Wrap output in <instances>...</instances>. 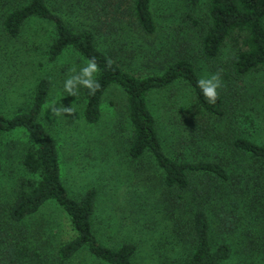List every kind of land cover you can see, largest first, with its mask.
Masks as SVG:
<instances>
[{
    "label": "rangeland",
    "instance_id": "rangeland-1",
    "mask_svg": "<svg viewBox=\"0 0 264 264\" xmlns=\"http://www.w3.org/2000/svg\"><path fill=\"white\" fill-rule=\"evenodd\" d=\"M47 1L72 29L95 28L97 47L135 75L160 73L167 63L186 57L200 78L218 74L222 83L218 89L224 97L222 116L204 113L183 81L151 94L149 105L168 155L177 160L218 159L236 180L233 187H238L232 190L229 182L205 174L192 176L187 189L168 187L149 156L132 159L128 154L132 129L122 90L110 87L103 96L99 120L86 122L87 89L80 88L76 96L63 90L70 70H79L86 60L70 48L49 58L54 31L45 19L29 18L16 37L7 36L2 18L23 0H0V112L12 115L27 109L39 79L49 78L51 87L39 119L57 145L68 193L77 198L88 188L97 191L92 229L99 241L110 247L133 242V264H178L193 248L190 220L197 206L192 197L197 195L204 200L212 242H226L232 248L230 257L220 264H264V174L257 167L264 163L236 153L230 145L231 138L237 136L264 145V73H234L232 57L241 38L227 40L213 60L203 56L201 38L207 29L208 0L196 4L152 0L156 31L151 35L134 25L126 10L111 20L108 29L104 25L98 30L99 20L91 17L89 0ZM53 103L74 111L54 119L49 108ZM29 143L23 129L0 140V264H20L11 261L7 250L20 248L21 243L28 251L26 264L32 260L41 264H106L85 248L68 260L58 257V248L74 237L75 231L54 201L45 202L21 221L9 219L8 204L21 181L29 177L21 161ZM229 218L230 226L224 228L223 219L228 222Z\"/></svg>",
    "mask_w": 264,
    "mask_h": 264
},
{
    "label": "trees",
    "instance_id": "trees-1",
    "mask_svg": "<svg viewBox=\"0 0 264 264\" xmlns=\"http://www.w3.org/2000/svg\"><path fill=\"white\" fill-rule=\"evenodd\" d=\"M190 1L196 4L199 0ZM89 2L91 17L99 20L96 25L98 30L104 25L108 29L111 20L121 17L120 14L126 10L134 20V25H138L145 34L151 35L156 31V21L151 9L152 0ZM32 17L52 23L54 38L48 47L49 58L53 59L70 48L86 61L94 58L98 64L100 73L97 78L101 88L94 96L86 91L83 108V118L86 122L96 123L99 120L105 92L110 87L117 86L126 96V114L132 129L128 154L132 159L149 156L162 171L164 184L179 190L190 187L192 176L203 174L229 182L228 186L232 190L238 187H233L237 182L220 160H192L187 157L177 160L168 155L162 143L157 119L149 105V97L154 92L183 81L189 85L197 106L204 113L213 116H222L224 113V97L219 92L215 104L207 103L202 96L196 86L200 77L190 59L179 57L167 63L160 73L135 75L97 47L95 28L72 29L61 15L50 8L47 0H23L20 5L11 8L2 18V30L9 37H16L25 21ZM102 17L103 21L100 20ZM207 17V29L201 38V52L206 59H215L227 40L241 38L240 46L232 57L234 73L237 76L255 71L264 73V0H208ZM50 87L49 78L42 77L34 89L27 109L12 115L0 112V140L9 132L23 129L30 142L21 160L29 177L21 181L20 188L8 204V217L14 222L21 221L37 212L45 202L54 201L65 211L75 231L74 237L57 250L61 260H68L85 248L94 258L106 264H133L136 251L133 242L127 241L110 247L100 242L93 232L96 189L88 188L80 197L75 198L68 193L62 181L57 145L39 119ZM231 139L230 145L236 153L248 155L251 159L264 163V145L245 137L237 136ZM257 167L259 173L264 174V167L260 163ZM1 170L0 151V172ZM254 187H257V184ZM192 200L197 205L190 220L193 248L178 264H220L230 257L232 248L226 242H212L209 232L210 219L203 207L204 200L197 195H194ZM223 216L227 215H221L222 218ZM231 221L230 218L228 222L223 219L222 226L227 228ZM27 252L25 245L21 243L20 248H9L7 256L12 262L26 264ZM29 264L41 262L32 260Z\"/></svg>",
    "mask_w": 264,
    "mask_h": 264
},
{
    "label": "clouds",
    "instance_id": "clouds-1",
    "mask_svg": "<svg viewBox=\"0 0 264 264\" xmlns=\"http://www.w3.org/2000/svg\"><path fill=\"white\" fill-rule=\"evenodd\" d=\"M100 68L95 59H89L85 61L84 65L77 70L73 67L70 70V74L63 83V90L67 95H77L80 88L87 89L90 95H95L100 90L101 84L98 80ZM196 86L200 89L202 96L207 103L215 104L218 99V89L222 87L221 79L218 74H212L209 77L200 78L196 82ZM57 103H53L51 108L52 115L55 118H59L65 113L72 114V107H56Z\"/></svg>",
    "mask_w": 264,
    "mask_h": 264
}]
</instances>
